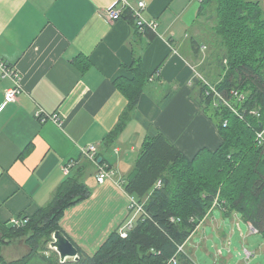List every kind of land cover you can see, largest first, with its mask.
<instances>
[{
	"label": "crops",
	"instance_id": "0c3cea01",
	"mask_svg": "<svg viewBox=\"0 0 264 264\" xmlns=\"http://www.w3.org/2000/svg\"><path fill=\"white\" fill-rule=\"evenodd\" d=\"M120 1L0 0V60L19 71L25 89L1 110L13 83L0 76V225L36 215L68 176L81 175L92 194L66 211L61 226L90 255L128 219L129 199L118 182L131 172L149 128L188 158L222 143L215 121L197 100V67L178 50L195 57L184 41L199 36L195 25L189 30L199 14V8L193 12L195 0H127L145 2V17L157 20L152 42L127 15L113 23L104 18L106 9L122 7ZM137 56L152 79L123 131L107 146L105 139L129 106L116 81L131 78L128 68ZM40 110L59 122H42L36 116ZM89 145L97 146L113 180L97 182L98 167L83 155ZM23 240L2 246L7 262L23 258Z\"/></svg>",
	"mask_w": 264,
	"mask_h": 264
},
{
	"label": "trees",
	"instance_id": "16d2710c",
	"mask_svg": "<svg viewBox=\"0 0 264 264\" xmlns=\"http://www.w3.org/2000/svg\"><path fill=\"white\" fill-rule=\"evenodd\" d=\"M125 13L140 35L147 36L149 42L156 38V32L139 31L130 12ZM202 16L214 26L209 28V36L191 37L192 54L199 57L201 42L215 44L216 52L213 60L203 66H208L209 74L203 67L200 70L206 77L195 72L202 77L196 76L197 100L219 129V148L202 149L188 158L163 133L149 128L131 172L123 180L125 193L143 207L127 238L121 237L120 229L129 216H134L133 210L92 255L63 231L61 221L66 211L92 194L81 175L68 176L36 215L15 217L28 220L26 225L15 227L11 221L9 225H0L2 264H28L34 257H40L44 264H173V259L175 264H196L189 251L179 252V247H186L200 223L215 209L225 217L238 214L245 224L258 229L264 239V147L256 142L257 132L264 130L263 5L260 0H201L196 24ZM128 71L131 78L121 77L116 84L129 99V106L105 139L107 146L123 131L152 79L141 56L135 58ZM236 90L245 96L243 101L232 94ZM217 94L230 99L243 118L225 106ZM172 96L173 92L167 96V102ZM210 105L214 106L212 114ZM159 182L161 186L157 187ZM57 231L78 248L79 261L61 263L58 253L50 249ZM25 238L29 254L7 262L2 246Z\"/></svg>",
	"mask_w": 264,
	"mask_h": 264
},
{
	"label": "rangeland",
	"instance_id": "374dc122",
	"mask_svg": "<svg viewBox=\"0 0 264 264\" xmlns=\"http://www.w3.org/2000/svg\"><path fill=\"white\" fill-rule=\"evenodd\" d=\"M260 1L262 2L264 10V0ZM193 3L195 5L193 12H195L196 9L200 7V1L195 0ZM208 13L209 14L207 15H211L210 12ZM192 17L194 16L192 15ZM194 18H196V16ZM197 24H189V30L195 25V28L197 27V33L203 36L204 34L209 36V28L214 26V23L212 21L208 22L205 16L200 17ZM184 41L191 49V39L185 38ZM201 44V53L197 60L193 56L189 57L185 55L184 49L181 50L178 48V50L184 60L188 59L191 64L194 63L197 67V72L206 77V75L200 70L206 63L213 60L212 56H214L213 53L216 52V49L215 44L213 43L210 45L207 42L205 44L201 42ZM203 68H205V72L209 74L208 66ZM206 79L211 81L208 76ZM209 112L211 114L214 112L213 105H210ZM132 217L133 215L129 216V218ZM201 223V226H199L200 229H198V232L193 235L185 247V249L192 255L196 264H264V239L262 235H249V226L241 220V217L238 214L233 213L232 216L225 217L219 210H215L212 218H209L208 221L203 222L202 224ZM216 224H218V226ZM237 224H239V226ZM242 234L246 237L245 239ZM22 247L23 252L21 253V257H25L30 251L26 243V238L23 240ZM245 249L253 253V258L248 263L245 262ZM218 251H222V254ZM33 264H43V261L40 257H35Z\"/></svg>",
	"mask_w": 264,
	"mask_h": 264
},
{
	"label": "built area",
	"instance_id": "2783aa9c",
	"mask_svg": "<svg viewBox=\"0 0 264 264\" xmlns=\"http://www.w3.org/2000/svg\"><path fill=\"white\" fill-rule=\"evenodd\" d=\"M201 2V0H199ZM123 5L121 8L111 7L104 11V18L113 23L114 21H117L121 19L124 15H126L125 12H130L131 17L133 18V21L136 25V28L141 31H153L157 33L158 29V22L156 19H148L145 17V11L147 9V5L145 2L141 1L137 5H133L129 3L127 0H121L120 1ZM0 76L1 79H8L12 81L13 85L10 89L7 90L5 93V99L4 104L1 107V110H3L6 105L15 103L19 97L20 94L25 92L24 86H23V79L21 74L16 68H12L9 65H7L4 61L0 60ZM199 77V75H197ZM199 78H202L201 76ZM211 87L212 91H215L214 87L212 85H209ZM232 94L234 97H236L240 102L245 99V96L241 94L239 91H233ZM223 104L227 107H229L231 110L234 111L235 114L240 116V118H243V116L237 111L235 106L232 104L230 99H227L219 94L216 95ZM218 102L215 103L217 105ZM255 114V112H252ZM37 118H39L42 122H46L47 120H54L59 122V119L57 116H50L47 115L43 110H40L36 113ZM227 123L225 124V126ZM256 142L259 146L264 147V130L257 132V138ZM83 155L85 158L94 163L98 167V173H97V182L99 184L105 183L107 180H113L115 178V173L107 166H104L99 163L98 161V148L96 145H89L87 148L83 150ZM73 165L71 163L67 167L64 168L65 174H69V169ZM123 181L120 180L118 182L119 186L123 188ZM161 186V182L158 183L157 187ZM128 196L129 199V210L134 211V216L127 220V222L121 227L120 229V235L123 238H127L129 235V232L132 230L134 226L135 219L138 215H142L143 213V207L137 202V200L133 196ZM28 220H24L23 218H13L11 220V225L15 227H23L26 225ZM203 223V222H202ZM201 223V224H202ZM201 226V225H200ZM259 231L256 229L252 224L249 225V234L254 235L258 234ZM185 249V246L182 245L179 247V252H183ZM253 257V253L249 250L245 249V262H249V260ZM175 264L176 259L172 260ZM171 261V262H172Z\"/></svg>",
	"mask_w": 264,
	"mask_h": 264
},
{
	"label": "water",
	"instance_id": "95a60500",
	"mask_svg": "<svg viewBox=\"0 0 264 264\" xmlns=\"http://www.w3.org/2000/svg\"><path fill=\"white\" fill-rule=\"evenodd\" d=\"M98 161L101 163L102 159L100 158ZM50 249H53L58 253L61 263H66L69 260L76 262L80 260L78 248L61 231L54 233Z\"/></svg>",
	"mask_w": 264,
	"mask_h": 264
},
{
	"label": "bare ground",
	"instance_id": "6f19581e",
	"mask_svg": "<svg viewBox=\"0 0 264 264\" xmlns=\"http://www.w3.org/2000/svg\"><path fill=\"white\" fill-rule=\"evenodd\" d=\"M50 243V242H49ZM56 254V253H55ZM1 263V262H0ZM2 264V263H1Z\"/></svg>",
	"mask_w": 264,
	"mask_h": 264
}]
</instances>
